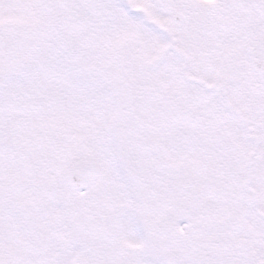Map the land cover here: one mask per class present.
<instances>
[{
	"label": "snow or ice",
	"instance_id": "6c2138e0",
	"mask_svg": "<svg viewBox=\"0 0 264 264\" xmlns=\"http://www.w3.org/2000/svg\"><path fill=\"white\" fill-rule=\"evenodd\" d=\"M0 264H264V0H0Z\"/></svg>",
	"mask_w": 264,
	"mask_h": 264
}]
</instances>
